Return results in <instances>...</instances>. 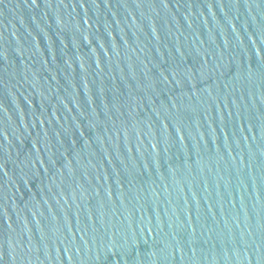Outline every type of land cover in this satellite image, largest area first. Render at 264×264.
<instances>
[{
  "label": "water",
  "instance_id": "95a60500",
  "mask_svg": "<svg viewBox=\"0 0 264 264\" xmlns=\"http://www.w3.org/2000/svg\"><path fill=\"white\" fill-rule=\"evenodd\" d=\"M0 264H264V0H0Z\"/></svg>",
  "mask_w": 264,
  "mask_h": 264
}]
</instances>
